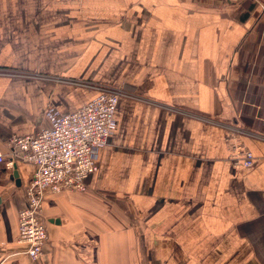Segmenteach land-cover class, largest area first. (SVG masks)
<instances>
[{"label": "crops", "instance_id": "obj_1", "mask_svg": "<svg viewBox=\"0 0 264 264\" xmlns=\"http://www.w3.org/2000/svg\"><path fill=\"white\" fill-rule=\"evenodd\" d=\"M263 7L0 0V70L26 73L0 71L7 159L12 137L99 94L66 79L127 93L85 189L46 193L36 260L18 240L36 167L0 164V264H264ZM235 144L251 167L235 163Z\"/></svg>", "mask_w": 264, "mask_h": 264}, {"label": "built area", "instance_id": "obj_2", "mask_svg": "<svg viewBox=\"0 0 264 264\" xmlns=\"http://www.w3.org/2000/svg\"><path fill=\"white\" fill-rule=\"evenodd\" d=\"M0 71L26 74L15 69ZM65 81L97 88L99 94L76 111L60 115L51 128L12 137L9 159L0 149V164L7 168H14L17 160L36 167L26 187L27 203L19 212L18 235V240L27 244V253L34 260L41 257L48 239L42 218L46 193L85 189L87 178L100 168L101 150L108 143L117 103L127 94L123 88L107 84L78 79ZM239 146H233L235 163L251 167L254 154Z\"/></svg>", "mask_w": 264, "mask_h": 264}, {"label": "water", "instance_id": "obj_3", "mask_svg": "<svg viewBox=\"0 0 264 264\" xmlns=\"http://www.w3.org/2000/svg\"><path fill=\"white\" fill-rule=\"evenodd\" d=\"M15 174L17 175V172H15Z\"/></svg>", "mask_w": 264, "mask_h": 264}]
</instances>
